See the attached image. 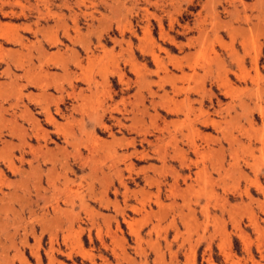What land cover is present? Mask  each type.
<instances>
[{"label":"rangeland","instance_id":"374dc122","mask_svg":"<svg viewBox=\"0 0 264 264\" xmlns=\"http://www.w3.org/2000/svg\"><path fill=\"white\" fill-rule=\"evenodd\" d=\"M263 4L0 0V264H264Z\"/></svg>","mask_w":264,"mask_h":264},{"label":"bare ground","instance_id":"6f19581e","mask_svg":"<svg viewBox=\"0 0 264 264\" xmlns=\"http://www.w3.org/2000/svg\"><path fill=\"white\" fill-rule=\"evenodd\" d=\"M242 1V0H241ZM259 1V0H258ZM262 1L263 0H261V3H262ZM242 3V2H241ZM263 6H264V4H263ZM201 31H203V30H201ZM200 32V31H199ZM201 35V34H200ZM202 36V35H201ZM200 39V38H199ZM206 39V38H205ZM205 47V46H204ZM155 57V56H154ZM157 59V58H156ZM156 61V60H155ZM158 62V61H157ZM120 77V76H119ZM225 85V84H224ZM178 93V92H177ZM227 94H229V93H227ZM158 95V94H157ZM167 97V96H166ZM169 100V99H168ZM189 100V99H188ZM154 101V100H153ZM173 101V100H172ZM154 103V102H153ZM174 103V102H173ZM164 105V104H163ZM175 105V104H174ZM168 107H165V109L169 112V113H172V114H175V115H179V112H181L180 110H179V108L181 107L179 104H178V106H180V107H174V108H172V107H170L171 105H167ZM164 108V107H163ZM191 109V108H190ZM191 112V111H190ZM181 113H183V112H181ZM187 117V116H186ZM47 119H48V122H50V123H52V124H56V121H55V119H54V117L51 115V113H48V115H47ZM200 121V120H199ZM201 123H202V125H203V127H205V128H208L209 126H213V127H217L218 126V124H217V122L214 120H212V119H210L209 117L207 118H205V119H203L202 121H201ZM220 124V123H219ZM196 147V146H195ZM195 149V148H194ZM196 150V149H195ZM194 152H197V151H194ZM157 153V152H156ZM147 154V153H146ZM196 155V154H195ZM147 156V155H146ZM50 157V156H49ZM20 162L24 165V163H25V158H24V154L22 153V158H21V160H20ZM6 163H8V162H6ZM197 163V162H196ZM183 165V164H182ZM187 165V164H186ZM29 166H30V169H31V171H33L35 168H34V165H33V163L32 162H29ZM54 167H55V165H54ZM187 167H188V170H189V172L191 173L192 172V169L190 168V166L189 165H187ZM37 169V168H36ZM10 170H11V173L13 174H20V175H22V174H24V172H23V170L20 168V167H18V168H16L15 167V164H13V163H10ZM38 170V169H37ZM185 170V169H184ZM186 171V170H185ZM171 173V172H170ZM197 173V172H196ZM200 173V172H199ZM0 175H1V173H0ZM29 175V174H28ZM198 175V174H197ZM197 175H195V176H197ZM18 176V175H17ZM39 176V175H38ZM42 175L40 174V177L39 178H37V182H38V185H39V183H41L42 182V177H41ZM200 176H201V174H200ZM51 177V176H50ZM29 178V177H28ZM34 178V177H33ZM32 178V180H34ZM197 178V177H196ZM199 178V177H198ZM50 179V178H49ZM187 179V178H186ZM190 179H192V176L190 177ZM6 180V179H5ZM29 180V179H28ZM196 180V179H195ZM23 181V180H22ZM26 181V180H25ZM50 181H51V179H50ZM121 181H122V179H121ZM10 182V181H9ZM20 181H18V183H19ZM34 182H35V180H34ZM33 182V183H34ZM160 182V181H159ZM4 183V182H3ZM22 183H24V182H22ZM22 183H19V184H22ZM32 183V184H33ZM49 183V182H48ZM55 183V182H54ZM31 183H30V180L29 181H27V188H29L31 185H32ZM42 184V183H41ZM51 184V183H50ZM49 184V185H50ZM122 184H123V182H122ZM197 184V183H196ZM11 186V185H10ZM35 186H36V184H35ZM189 186V185H188ZM187 186V187H188ZM22 187L24 188V186H21V190H22ZM38 188V187H37ZM20 189V188H19ZM25 189V188H24ZM17 190V189H16ZM36 190V189H35ZM15 191V190H14ZM117 191V190H116ZM10 192V191H9ZM22 192H23V190H22ZM29 192V191H28ZM190 192V191H189ZM13 193H15V192H13ZM26 192L24 191V194H25ZM16 194H18V193H16ZM39 194V193H38ZM15 195V194H14ZM28 195V194H27ZM128 195V194H127ZM10 196H13V195H10ZM17 196V195H16ZM169 196V195H168ZM30 198V197H29ZM9 198H8V196H6V195H4L1 199H0V212L1 211H3V210H5V208L7 207V204H5V202L8 200ZM28 202V201H27ZM26 207V206H25ZM127 207V206H126ZM24 208V207H23ZM118 208V207H117ZM10 209V208H9ZM135 208H133V210H134ZM160 209H161V207H160ZM162 210V209H161ZM5 212V211H4ZM30 212L32 213L33 212V209H31L30 210ZM33 214V213H32ZM160 217V216H159ZM124 218V217H123ZM166 218V217H165ZM158 219H160V218H158ZM163 219V218H162ZM58 220V219H57ZM173 220V219H172ZM60 221V220H59ZM1 223V222H0ZM6 223V222H5ZM61 223V222H60ZM127 223H128V221H127ZM2 225V224H1ZM0 225V226H1ZM118 225V224H117ZM1 228V227H0ZM60 228V227H59ZM158 228V227H157ZM0 231H1V229H0ZM71 233V232H70ZM28 235V234H27ZM26 235V236H27ZM57 235V234H56ZM25 236V237H26ZM68 238V237H67ZM138 238V237H137ZM53 241V240H52ZM59 252V251H58ZM36 255V254H35ZM37 256V255H36ZM53 260V259H52ZM157 263V262H156Z\"/></svg>","mask_w":264,"mask_h":264}]
</instances>
